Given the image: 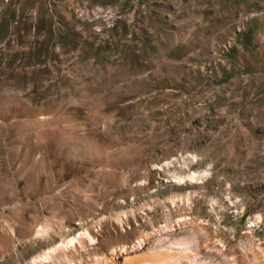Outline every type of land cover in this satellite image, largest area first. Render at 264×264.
Segmentation results:
<instances>
[{
    "label": "rangeland",
    "instance_id": "rangeland-1",
    "mask_svg": "<svg viewBox=\"0 0 264 264\" xmlns=\"http://www.w3.org/2000/svg\"><path fill=\"white\" fill-rule=\"evenodd\" d=\"M0 264H264V0H0Z\"/></svg>",
    "mask_w": 264,
    "mask_h": 264
}]
</instances>
